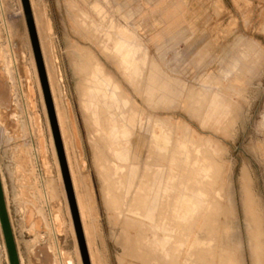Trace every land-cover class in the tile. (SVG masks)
Listing matches in <instances>:
<instances>
[{"label":"rangeland","instance_id":"374dc122","mask_svg":"<svg viewBox=\"0 0 264 264\" xmlns=\"http://www.w3.org/2000/svg\"><path fill=\"white\" fill-rule=\"evenodd\" d=\"M30 2L45 34L61 118L69 128L66 99L82 143L81 174L93 201L86 209L94 264H218L228 247L236 264H254L258 245L262 262L264 0ZM9 43L21 91L5 74L7 83L13 78L16 107L11 102L0 113V175L20 263L37 264L28 247L34 237L25 232L19 208L47 221L39 180L44 175L51 212L73 225V235L69 229L58 237L61 248L74 254L78 246L82 264H90L29 0H0L3 71ZM31 93L34 107L28 104ZM22 98L47 145L49 177L33 164L25 125L9 121L8 113L23 110ZM47 113L67 202L56 177ZM122 233L131 237L126 254ZM37 241L54 246L50 232ZM6 250L0 225V264H9ZM232 262L225 257L224 264Z\"/></svg>","mask_w":264,"mask_h":264},{"label":"bare ground","instance_id":"6f19581e","mask_svg":"<svg viewBox=\"0 0 264 264\" xmlns=\"http://www.w3.org/2000/svg\"><path fill=\"white\" fill-rule=\"evenodd\" d=\"M29 4H30V8H31V12H32V17H33V22L35 25V30L38 36V40H39V44H40V50H41V56L44 62V67L46 69V75L48 76L47 80H48V85L50 86V93L52 96V104H53V109H54V113H55V119H56V129L58 130V136L60 139V149L62 150V153L64 155L65 158V162H66V166L68 169V174H69V179H70V183H71V187L73 190V196H74V200L77 206V211H78V215H79V219H80V223L82 226V230H83V235H84V239L86 242V247H87V251H88V256H89V261L90 264H94V255L92 253L91 250V236H90V231L89 227H88V222L90 221V219L88 218L87 215V209L86 206L87 204L92 205L93 201L91 199V193H90V189L88 187V182L86 180V178L82 177L83 173V169L85 166L84 163V154H83V148H82V143L81 140L79 139L77 130H76V125H75V120L73 117V114L71 112L72 108L70 109V105L69 103L65 102L66 99H64L63 97V103L62 106L65 110V115H66V121L69 125V128L67 126V124L65 125V122L63 121V119L61 118V114H60V110L59 107L55 101V96L53 94V90L51 89V73H50V66L48 65L49 63L47 62V56L44 52V33L41 30V26H39V23L37 21V19L35 16V12L33 10V5L29 0ZM40 20V19H39ZM41 23V22H40ZM42 25V24H40ZM43 28V27H42ZM51 32V30H50ZM50 39V38H49ZM105 42V41H104ZM48 48V47H47ZM47 50V49H46ZM7 59H5L4 62V69L5 71H3V65L0 66V113L3 112H8L11 108L10 103L13 102L14 103V107H16V102H15V95H16V90H15V86H14V82H13V78H10V82L7 83L6 81V76L5 74L8 76L9 75H13L14 76V81L18 87V91L21 89H19L20 85H19V76H18V71H17V66H16V61H15V57H14V53L12 48L10 47V43H9V48H8V52H7ZM2 59V58H1ZM3 61V60H2ZM84 62V61H83ZM3 63V62H2ZM90 64V63H89ZM89 64L87 63V67L89 66ZM84 66V64H82ZM84 66V70L87 71L88 68ZM90 67V66H89ZM33 72L37 77V72L35 67H33ZM13 73H12V72ZM90 71V70H88ZM91 72V71H90ZM89 73V72H88ZM102 73V72H101ZM93 74V72H92ZM89 75V74H88ZM57 77V76H56ZM59 79V77H58ZM84 80V79H83ZM40 86H39V93H40V99L43 102V98H42V94H41V90H40ZM10 97V99H9ZM121 97V96H120ZM29 100H28V104L29 107H34V102H33V98H32V93L29 95ZM66 98V97H65ZM22 107L23 110H20V112H13V113H8V117H9V121L12 124H24L27 134L29 136V139L31 140L32 143V157H33V164L36 168L40 167L41 169L44 170V174L46 177H49L52 174V170H51V166H50V162L48 161V152H47V145L45 144V141L42 137V135L39 136V133L36 131V126L33 124V122L30 121L28 112H27V106L25 104L24 98H22ZM31 105V106H30ZM43 105H45V102L43 103ZM46 108V106H45ZM22 111V112H21ZM47 112V111H46ZM47 122L49 121V125L51 124V120L48 116L47 113ZM46 117V118H47ZM107 121V120H106ZM116 122V121H115ZM52 124L50 125L51 132L49 131V141H50V145L52 148V157H53V161H54V165H55V171H56V177L58 179V183L60 185V189H61V194L62 197L64 196V200L65 202H67V200L65 199V193H64V187H63V180H62V175H61V169H60V162H59V153L57 151V144L55 142V138H54V133H53V129L51 128ZM177 130V129H176ZM36 131V132H35ZM182 131V130H181ZM53 133V134H52ZM51 134V135H50ZM35 142V143H34ZM53 143H54V147L55 150L53 151ZM106 144V143H105ZM198 146V145H197ZM73 151V157L74 160L77 162V160L80 162L81 164V168H75L74 166V162H73V158L71 159L69 156L68 151L69 150ZM56 152V153H55ZM57 155V156H56ZM208 156V155H207ZM210 158V157H209ZM212 160V159H211ZM206 161V160H205ZM208 161V160H207ZM209 162V161H208ZM214 162V161H211ZM210 162V163H211ZM59 163V165H58ZM78 167H79V163L77 162ZM208 164V163H207ZM215 167V163L213 164ZM212 166V165H211ZM98 167V172H99V167L100 165H97ZM209 167V165H208ZM214 167V168H215ZM213 168V171H214ZM217 168V167H216ZM215 168V169H216ZM220 168H217V170ZM177 170V169H176ZM194 172V171H193ZM216 172V171H214ZM220 172H216V176L217 174H219ZM176 174V173H175ZM192 175V174H191ZM215 175V174H214ZM212 177L216 178V177ZM191 177V176H190ZM211 178V175H210ZM39 180H40V184L44 190V194H45V206L48 209V213H47V221L44 220L39 214H37L35 211H33L32 209H28V207L26 206H20L19 208V213L22 217L23 220V228L25 230V232L29 233V235L33 236L34 238H32L28 243V247L30 248V251L32 252V256L34 257V259L37 261V264H82L81 262V257H80V253L78 250V246L76 248L75 244V250H74V254L71 253H67L64 249L61 248V245L58 242V237L63 233V234H67V231H71V234L73 235V225L72 222L70 220H68L69 222L67 223V225H65V220L63 219V216L59 213V212H51V208L49 205V202L47 200V196H46V191H45V177L43 176H39ZM0 181H1V185H2V191H3V196H4V201H5V206L7 208V201H6V194H5V188H4V183L3 180L1 178L0 175ZM105 181V179H104ZM243 182V181H242ZM241 182V183H242ZM208 183V181H207ZM206 183V184H207ZM108 184V183H107ZM244 184V182L242 183ZM246 184V183H245ZM244 184V187H245ZM107 186V185H106ZM79 187H81L82 191H83V198H85L84 200L82 199V196L80 195L79 192ZM105 187V186H104ZM247 187V186H246ZM244 189H247V188ZM249 187V186H248ZM243 189V186H242ZM251 189V188H250ZM191 190V189H190ZM248 190V189H247ZM246 190V191H247ZM81 191V192H82ZM103 191H107L103 189ZM111 191V190H110ZM245 191V190H244ZM243 191V192H244ZM203 192V191H202ZM248 192V191H247ZM107 193V192H106ZM112 193V192H111ZM250 193V192H249ZM113 194V193H112ZM246 194V193H245ZM252 194V193H251ZM107 195V194H105ZM206 196V195H205ZM245 196V195H244ZM105 197V196H104ZM211 197V196H210ZM114 198V197H113ZM105 199V198H104ZM107 199V197H106ZM115 199V198H114ZM212 199V198H211ZM111 200V199H110ZM119 201V200H118ZM216 201V200H215ZM64 202V203H65ZM214 202V201H213ZM212 202V203H213ZM105 205L107 207V209H109V202L108 200H105ZM113 203V202H112ZM66 204V203H65ZM215 204V203H214ZM217 204V203H216ZM213 205V204H212ZM68 206V204L66 205V207ZM214 206V205H213ZM216 206V205H215ZM93 207V206H91ZM113 207V206H112ZM134 207V206H133ZM162 207V206H161ZM218 207H221L218 203ZM111 208V207H110ZM135 208V207H134ZM173 208V207H172ZM212 208V207H211ZM214 208V207H213ZM93 209V208H91ZM89 209V210H91ZM112 209V208H111ZM117 209V208H116ZM139 209V208H138ZM215 209V208H214ZM7 210V209H6ZM163 210V209H162ZM214 211V210H213ZM212 211V212H213ZM217 211V210H215ZM93 213V211H92ZM91 213V214H92ZM169 213V212H168ZM249 213V218H251L252 220V225L257 226L258 223L256 222V218L253 216V213H251L250 211ZM209 215V214H208ZM93 216V215H92ZM169 216V215H168ZM212 216V215H211ZM170 219V218H169ZM168 219V220H169ZM198 219V218H197ZM209 219V218H208ZM214 219V218H213ZM212 220V219H211ZM210 220V221H211ZM197 221V220H196ZM93 222V221H92ZM210 223V222H209ZM173 224V223H172ZM177 224V223H176ZM94 225V223H93ZM212 225V223H211ZM136 226V225H135ZM176 226V225H175ZM254 226V227H255ZM68 227V229H67ZM178 227V225H177ZM260 227V226H258ZM95 228V227H94ZM196 228V227H195ZM216 228V226H215ZM225 228V227H224ZM257 228V227H256ZM125 229V228H124ZM127 230V229H126ZM176 230V229H175ZM179 230V229H178ZM192 230V228H191ZM205 230V229H204ZM256 230V229H255ZM258 230V235L261 233ZM13 231V230H12ZM206 231V230H205ZM223 231V230H222ZM225 231V230H224ZM48 232H50L52 234L53 240H54V246H47V245H42L37 241V238H39L40 240L44 239L45 234H47ZM95 232V231H94ZM183 232V231H182ZM200 232V231H199ZM208 232V231H207ZM206 232V233H207ZM191 233V232H190ZM251 233V232H250ZM3 234V233H2ZM96 234V233H95ZM255 234V233H254ZM92 235V233H91ZM224 235V233H223ZM76 236V235H75ZM122 236V240L123 242L121 243L123 248H124V254H126L127 252L129 253V250L131 251V237L129 235L126 236L125 233L121 234ZM189 236V235H188ZM252 236V235H251ZM255 236V235H254ZM260 236V235H259ZM73 237V236H72ZM211 237V236H208ZM258 237V236H256ZM74 238V237H73ZM167 238V237H166ZM252 238H255L252 236ZM207 239V238H206ZM77 240V239H76ZM254 240V239H253ZM252 240V241H253ZM74 241V240H73ZM140 242V241H139ZM5 243V241H4ZM74 243V242H73ZM16 244V242H15ZM77 245V242H76ZM257 245V244H256ZM93 246V245H92ZM225 246V245H224ZM228 246V245H227ZM94 247V246H93ZM175 247V246H174ZM214 250V249H213ZM229 247L228 249L226 248L224 250H222V255L219 258L218 264H224V260L225 257L228 259V257L233 261L232 263L236 264V260H233V252H229ZM262 248L260 245H258L255 249V256L256 258L254 259V264H264V260L262 262L259 261L260 256L262 255ZM7 251V250H6ZM219 252V253H220ZM236 252V251H235ZM206 253V252H204ZM214 253V252H213ZM264 253V252H263ZM203 254V253H202ZM201 254V255H202ZM210 254V253H209ZM205 255V254H204ZM208 255V254H207ZM215 256V254H213ZM206 256V255H205ZM209 256V255H208ZM211 256V255H210ZM218 256V255H217ZM216 256V257H217ZM169 257V255H168ZM203 258V256H201ZM18 258H19V263H20V256L18 254ZM99 259V258H98ZM186 259V258H185ZM200 260V259H198ZM214 260V259H213ZM212 260V261H213ZM9 262V261H8ZM175 262V261H174ZM211 262L209 261V264ZM22 264V263H20ZM176 264V263H175Z\"/></svg>","mask_w":264,"mask_h":264},{"label":"water","instance_id":"95a60500","mask_svg":"<svg viewBox=\"0 0 264 264\" xmlns=\"http://www.w3.org/2000/svg\"><path fill=\"white\" fill-rule=\"evenodd\" d=\"M0 225L5 241V246L7 249L8 261L9 264H20L18 254L16 251L10 223L7 216V210L5 206L2 185L0 181Z\"/></svg>","mask_w":264,"mask_h":264}]
</instances>
